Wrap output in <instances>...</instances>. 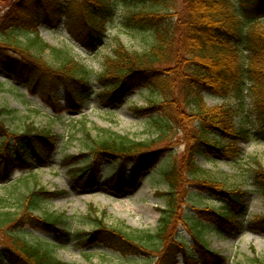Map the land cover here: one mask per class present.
<instances>
[{
	"label": "trees",
	"instance_id": "obj_1",
	"mask_svg": "<svg viewBox=\"0 0 264 264\" xmlns=\"http://www.w3.org/2000/svg\"><path fill=\"white\" fill-rule=\"evenodd\" d=\"M42 1L16 0L0 4V11L5 7L0 13V31L7 34L0 33L3 36L0 40V67H7L10 72L28 81L31 88L40 86L42 92L48 94L64 83L68 104L73 108L81 105L86 94L98 89L91 85L93 80L90 75L95 73L75 60L67 50L44 43L38 31L42 23L56 27L55 20L69 12L70 7L68 21L70 18H83L81 26L74 30L75 36L79 38L87 33L94 38L93 28L97 30L103 25L110 17L113 6L122 1L128 5L124 26L134 33L148 36V46L142 51L128 49L117 40L109 52L110 57L104 59L102 72L95 76L100 86L97 97L105 107L119 103L130 89L148 85L151 94L159 97H151L146 106L133 109L139 114L149 113L151 125L158 128L157 132L151 138L136 140L107 129H101L95 136L84 130L82 145L88 156H93L94 162L103 157L119 160L120 167L130 161L134 177L158 163L163 150L156 145L167 140L171 129H175V134L178 129L182 132L185 145L179 163L174 156L160 165L159 172L169 189L165 192L166 206L159 209L160 217L154 230L126 232L106 225L101 214H88L94 228L78 232L82 236L81 240H77L79 244L85 246L98 240L109 242L124 255L146 256L152 253L157 257L153 264H173V243H183L180 233L173 234L177 209H180L176 199L180 193L183 199H190L195 193L192 187L186 188L187 184L207 188L219 193V198L225 196L228 199L227 203L220 199V210L197 207L202 215L200 218L208 221L206 223L194 215L184 219L187 227L191 223L195 239L203 242L199 233L205 226L215 224L228 232L238 229V218L245 209V192L237 187L230 189L225 181L214 178L196 163L195 156L205 154L202 151L204 148L229 153L226 149H233L235 144L230 142L226 147L218 142L245 135V131L237 126L245 103L241 96L247 82L245 77L254 81L248 88L249 104L260 125V134H264V89L261 86L264 84V70L255 71L253 68L254 62L258 66L264 62V26L258 25L264 15V0H70L68 4L56 0L46 5ZM70 29L73 33V28ZM16 33L24 35V41L12 36ZM34 48L49 50L55 58L54 63L48 64L33 55ZM247 62L252 64V68ZM232 85L237 104L207 107L202 97L203 90L223 95ZM178 101L180 107L177 111L174 105ZM164 105L168 106L162 113L166 116H158L161 112L152 113L155 108L161 109L159 106ZM11 112L10 109L0 108V118ZM181 114L194 123L192 128H185ZM54 146L56 136L49 130L26 125L23 131L12 132L0 119V174H3V169H13L11 151L15 150L22 161L26 154H31L40 163H45L49 159L48 152ZM73 159L74 155H66L67 164ZM91 166L75 167L71 171L84 172ZM30 173L28 178L21 180L27 183L26 191L20 194L19 199L21 214L15 210H0V231L4 230L9 235V243L0 246V264L6 257L11 264H66L42 244L20 236L27 225L55 229L65 219L64 213L31 214L56 192L46 190L36 182V175L32 171ZM74 181L81 187H89L90 184L79 183L77 177ZM249 181L264 198V167L258 165V169H253ZM179 182L182 183L181 188ZM29 183H32L31 186H28ZM107 185L119 192L129 187L115 180ZM177 187L179 193L176 192ZM4 200L6 198L1 199ZM249 226L264 227V215L256 217ZM194 228L198 233L194 232ZM59 231L56 229V232ZM254 264L264 262L254 260Z\"/></svg>",
	"mask_w": 264,
	"mask_h": 264
},
{
	"label": "rangeland",
	"instance_id": "obj_2",
	"mask_svg": "<svg viewBox=\"0 0 264 264\" xmlns=\"http://www.w3.org/2000/svg\"><path fill=\"white\" fill-rule=\"evenodd\" d=\"M15 1L0 0V4L3 2L5 4L9 2L10 4ZM51 1L45 0L43 2L49 3ZM113 8L112 15L104 23L105 31L101 33V42H98L97 47L91 53L88 50L84 51L78 43L71 39L64 25L58 30H51L49 27L42 25L38 29L39 35L44 43L67 50L74 56L75 60L89 68V70H93V73H100L103 69L104 59L110 57L109 51L115 46L117 39L131 50L142 51L148 46L147 35L134 33L123 24L128 5L118 1ZM4 9L5 7L1 9L0 13ZM250 24L248 23V25ZM258 25L264 26V20ZM1 32L4 35V32ZM4 36H7V34L5 33ZM12 36L24 41V35L22 34L16 33ZM1 38L3 39V36H0V40ZM36 51L40 52L37 53ZM32 52L33 55L36 54L48 64L55 61L49 50L42 51L34 48ZM246 64L252 68L250 62ZM261 66L255 64V62L253 63L255 71L264 70V62ZM245 78L247 82L241 93L245 103L244 108L241 109L242 118H240V122L237 121V126L248 130L247 137L235 139V146L233 149H226L230 153L226 156L204 148L202 151L205 154L198 153L195 158L198 165L208 170L214 178L225 181L230 185V189L237 187L246 191L243 200L248 210L246 219H249L264 215V199L249 181V175H251L253 169H258V165L264 167V141L256 136L255 130L258 124L250 114L248 88L254 81L248 77ZM7 80H11V83ZM261 86L264 89V84ZM139 90L141 93H131L119 106L105 109L98 104L94 97H90L83 104L81 112L64 110V113L60 114L54 112L38 90L31 91L25 84L16 82L12 76L0 69V108L12 110L11 113L0 118L5 127L17 133L23 131V127L26 125L38 129H47L56 136L59 144L56 155L52 159V165L34 168L36 182L49 192L56 193L41 202L39 209L34 210L31 214L41 216L49 213H64L65 219L61 227L67 229L68 235L61 240L51 232L33 228L23 230L24 234L22 235L30 242L42 243L49 247L55 257L67 264H152L154 259L157 258L156 255H123L102 245H95L81 250L76 245L74 237L76 230L94 228L88 214L91 216L101 214L106 225L121 228L124 231L154 230L160 217L159 209L164 208L166 205L167 196L165 192L169 189L168 183L164 181L165 179L158 170L152 172V175H150L151 172L143 174L135 189L116 195L101 186L91 192L77 189L73 186L66 168L60 165L62 159L60 153L82 156L86 153L87 150L82 145L84 130L95 136L101 129H107L136 140L148 139L154 136L158 128L154 127L153 124L151 125L152 118L148 114L136 113L133 108L134 106H145L151 97L158 98L159 96L154 93L151 94V91L146 88H140ZM222 94L225 95L216 97L204 92L202 97L209 108L219 107L222 104H235L236 91L230 88ZM60 95L63 96V91ZM216 95L220 94L216 93ZM179 101L175 102L174 105L177 111L180 107ZM62 104L64 106L65 101H62ZM167 107L166 105L159 106L161 109L155 108L152 113L161 112L158 116H166L162 113L167 110ZM181 116L185 128H192L194 123L182 114ZM174 131L175 129L168 131L167 140L156 145L157 148L164 147L166 149L167 153L163 155L162 163L171 160L174 156H177L176 161L179 163L182 158L185 147L183 134L181 131L179 132V129L176 130V134ZM218 143L229 147L228 142L224 140H220ZM29 160L31 159L29 158ZM107 168L103 167L105 171L101 178L108 174ZM21 173V171H16L13 174L12 180L15 181L11 185H8L7 182H0V210H15V212L21 214L20 194L25 192L27 188V183L24 184L21 181L24 179ZM182 178H185V175H182ZM186 179L188 178L186 177ZM31 184L29 183L28 186H31ZM179 187H182L181 182H179ZM179 187H177V193H179ZM58 190H63V192L60 193ZM178 195L176 202L180 204V209H177V232L179 231L185 240L193 244L184 219L193 213L196 206H207L218 210L220 203L216 202L206 191L194 193L192 199H183L181 193ZM2 198H6V200L1 201ZM189 224V227H191L190 222ZM193 230L198 233L197 228ZM199 234H202L201 238L208 248L227 257L224 264H254V260L264 262V234L249 233L246 229H243L235 235L229 236L212 227L202 229ZM8 243L9 235L4 230L0 231V246ZM160 258L162 257L158 259ZM178 258L179 262L177 264H185L181 253H178Z\"/></svg>",
	"mask_w": 264,
	"mask_h": 264
}]
</instances>
